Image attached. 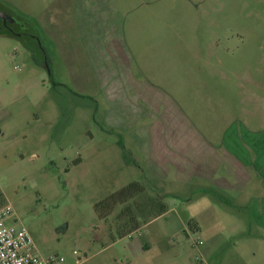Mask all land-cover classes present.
Returning <instances> with one entry per match:
<instances>
[{
    "label": "rangeland",
    "instance_id": "1",
    "mask_svg": "<svg viewBox=\"0 0 264 264\" xmlns=\"http://www.w3.org/2000/svg\"><path fill=\"white\" fill-rule=\"evenodd\" d=\"M96 1L101 13L74 11L69 25L81 83L51 33L57 0H0L18 23L0 32L7 224L68 264H224L234 252L230 264H264V229L250 243L246 212L229 211L239 235L213 243L190 225L205 224L204 191L217 195L204 164L232 135L264 133V0ZM131 183L137 193L120 197ZM216 208L218 234L228 221Z\"/></svg>",
    "mask_w": 264,
    "mask_h": 264
},
{
    "label": "crops",
    "instance_id": "2",
    "mask_svg": "<svg viewBox=\"0 0 264 264\" xmlns=\"http://www.w3.org/2000/svg\"><path fill=\"white\" fill-rule=\"evenodd\" d=\"M90 4L84 9L82 6L83 1L79 0H57L56 4L53 6L56 14H59V25L56 27L52 24V35L59 39V47L61 51V57L63 62H66L65 69L68 73L75 78L76 82H84L81 78V70L77 67L78 62L81 65V49L82 46L79 44H74L73 40L69 38L74 32L69 25L72 23L74 11H90L94 15L102 12V8L99 6L100 2L96 0H90ZM95 3V4H92ZM107 3L102 0L101 4ZM114 6L112 5V8ZM76 13V14H77ZM104 15V14H102ZM77 16V15H76ZM45 16H43V22L48 25V19L45 21ZM77 21L82 19H78ZM102 24L106 25V20L102 21ZM80 26L84 30V27H90L94 32L95 36L101 34L105 28L101 30L98 28H93L89 24L80 21ZM106 31V29H105ZM90 32H85L84 36L88 43L94 39L86 38L89 36ZM86 43V44H88ZM73 51V52H72ZM100 67V65H99ZM100 75L104 74V68L100 67ZM226 155L220 156L218 158V165L212 161L204 164L203 172L201 178L205 181H210L209 186L217 189V195L212 198L206 190L205 202L208 203L206 206V217L205 224L198 223L193 226L194 229L202 230L206 229L208 237L212 238V243L216 241V238L221 237L227 239L229 237L233 238L239 235L237 229L244 220L242 217L234 218L229 211H233L234 207L241 212H246L245 220L246 224L250 225L251 230H247V235L249 237L250 243L253 239H257L260 235L257 232L259 228L264 229V133H252L248 136L234 134L229 140L225 142ZM196 165V164H195ZM198 166H202L197 164ZM195 167H191V171ZM172 195L173 193H167ZM216 207L219 211V225L223 222L228 221V225L223 224L220 226L218 234H215L211 229L212 224L217 222ZM167 209L166 211H168ZM223 220V222H222ZM194 222V223H195ZM229 226V227H228ZM231 229V230H228ZM225 233H223V231ZM236 234H233L235 233ZM238 256L236 252L233 255H224V264H230ZM227 261V262H226Z\"/></svg>",
    "mask_w": 264,
    "mask_h": 264
},
{
    "label": "built area",
    "instance_id": "3",
    "mask_svg": "<svg viewBox=\"0 0 264 264\" xmlns=\"http://www.w3.org/2000/svg\"><path fill=\"white\" fill-rule=\"evenodd\" d=\"M15 214L11 205L0 208V264H68L60 254L38 255L28 228L7 224Z\"/></svg>",
    "mask_w": 264,
    "mask_h": 264
},
{
    "label": "water",
    "instance_id": "4",
    "mask_svg": "<svg viewBox=\"0 0 264 264\" xmlns=\"http://www.w3.org/2000/svg\"><path fill=\"white\" fill-rule=\"evenodd\" d=\"M17 20L7 10L0 6V32H11Z\"/></svg>",
    "mask_w": 264,
    "mask_h": 264
},
{
    "label": "trees",
    "instance_id": "5",
    "mask_svg": "<svg viewBox=\"0 0 264 264\" xmlns=\"http://www.w3.org/2000/svg\"><path fill=\"white\" fill-rule=\"evenodd\" d=\"M139 185L137 183H131L129 184L128 186H126L122 192H120V197L121 196H126V197H130V196H134L135 193H137V191L139 190ZM125 199V198H124ZM195 221H191L190 222V225H191V228L194 229V225L196 224V222L194 223Z\"/></svg>",
    "mask_w": 264,
    "mask_h": 264
}]
</instances>
